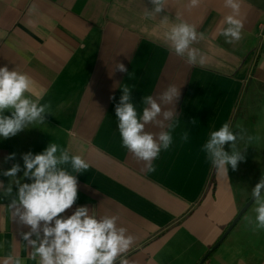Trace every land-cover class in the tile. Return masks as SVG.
<instances>
[{"label":"crops","instance_id":"0c3cea01","mask_svg":"<svg viewBox=\"0 0 264 264\" xmlns=\"http://www.w3.org/2000/svg\"><path fill=\"white\" fill-rule=\"evenodd\" d=\"M187 3L168 0L166 12L146 20L149 0H0V66L27 73L32 98L43 92L41 103L51 104L44 124L0 137V173L18 163L17 178L30 183L23 178L22 154L40 153L50 142L82 156L90 167L74 173L78 198L62 215L79 206L97 217L116 215L135 237L121 257L128 264H199L264 176V0H241L244 28L234 43L218 35L230 12L223 0H202L191 10ZM180 19L204 33L193 45L203 65L187 64L164 45V31ZM117 62L128 72L113 74ZM124 84L134 86L138 111L143 96L180 86L179 126L173 144L153 161L154 172H145L122 146L114 109ZM225 122L259 137L227 176L201 150ZM152 127L147 130L157 131ZM185 130L189 141L181 143ZM9 154L15 158L5 162ZM0 181L7 186L9 178L0 174ZM8 203L0 196V240L7 241L0 264L8 254L34 264L19 234L28 228L11 218ZM255 207L254 201L202 264H264V230L246 226Z\"/></svg>","mask_w":264,"mask_h":264},{"label":"clouds","instance_id":"9594fccd","mask_svg":"<svg viewBox=\"0 0 264 264\" xmlns=\"http://www.w3.org/2000/svg\"><path fill=\"white\" fill-rule=\"evenodd\" d=\"M201 2L188 0L187 7L189 10L197 8ZM149 3L151 8L145 7L144 12L146 20L156 18L168 7V0H149ZM223 6L230 12L224 17L226 27H221L218 35L223 36L226 43L238 42L244 28V22L239 18L241 0H223ZM162 20L167 22L168 15L165 14ZM204 38L196 25L182 19L171 23L163 33L164 45L189 65L205 63L201 50L193 47ZM116 72L127 73L128 69L124 63L117 62L112 69L113 74ZM33 87L34 81L27 73L0 66V137L7 139L31 126L44 124L45 115L51 114L50 102L41 103L43 92L32 98ZM133 87L122 86L114 109L115 117L122 146L137 162L143 163L145 172L150 173L156 170L153 161L173 144L172 133L179 126L175 105L181 96L180 86L169 84L157 96H143L140 111L132 102ZM6 111L10 115H5ZM149 125L157 131L147 130ZM179 139L181 143H187L189 132L183 131ZM258 140V136L249 135L246 129L240 127L234 131L225 122L210 132L201 150L211 165L227 176L228 167L236 170L245 160L246 147ZM240 141L246 145L243 149L239 147ZM225 144L229 145L230 151H225ZM14 158L15 154H9L5 162ZM22 160L23 178L31 182L17 178L22 169L20 164L14 163L0 173L9 178L7 186L0 181V196L9 199L7 207L17 225L28 228L19 233L28 250V260L34 264H128L121 257L130 250L135 237L118 225L116 215L97 217L90 214L87 206L77 207L66 217L62 215L78 198V179L74 173L86 172L90 167L82 156L72 155L68 149L50 142L40 153L22 154ZM13 185L16 186L15 193ZM251 197L256 202L255 216L246 217V226L264 230V176L252 188ZM6 243L0 240V249ZM2 264H26V261L19 255L8 254Z\"/></svg>","mask_w":264,"mask_h":264},{"label":"water","instance_id":"95a60500","mask_svg":"<svg viewBox=\"0 0 264 264\" xmlns=\"http://www.w3.org/2000/svg\"><path fill=\"white\" fill-rule=\"evenodd\" d=\"M254 202L253 198L250 197L248 200L244 203V205L240 208L238 213L235 215V217L232 219L226 230L222 233V235L219 237V239L209 248V250L204 254V256L201 258L199 264H202L206 258L210 255V253L215 250L220 243L224 240V238L228 235V233L232 230V228L235 226L237 221L240 219L242 214L250 207V205Z\"/></svg>","mask_w":264,"mask_h":264}]
</instances>
